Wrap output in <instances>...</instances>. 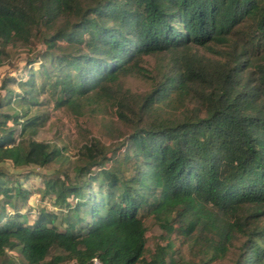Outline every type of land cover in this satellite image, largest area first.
I'll return each mask as SVG.
<instances>
[{
    "label": "trees",
    "instance_id": "16d2710c",
    "mask_svg": "<svg viewBox=\"0 0 264 264\" xmlns=\"http://www.w3.org/2000/svg\"><path fill=\"white\" fill-rule=\"evenodd\" d=\"M36 35L39 69L0 100V161L65 158L34 138L42 93L76 114L100 94L131 131L120 156L89 141L72 180L45 178L41 197L61 213L41 206L29 222L18 202L32 191L0 172V259L22 257L4 264H177L169 244L147 255L150 217L199 244V264L233 251L231 264H264V0H0V59ZM146 56L165 59L150 72ZM126 75L152 89L121 90Z\"/></svg>",
    "mask_w": 264,
    "mask_h": 264
},
{
    "label": "rangeland",
    "instance_id": "374dc122",
    "mask_svg": "<svg viewBox=\"0 0 264 264\" xmlns=\"http://www.w3.org/2000/svg\"><path fill=\"white\" fill-rule=\"evenodd\" d=\"M30 42L28 45L18 44L8 47L7 55L0 59L1 101H5L7 99L5 97H9L8 90L17 93L20 91L16 83L18 79H26L27 71L30 69L37 71L40 67L41 55L46 47L40 35L34 36ZM198 49L200 53L211 55L206 48L200 46ZM164 59L165 56H146L141 65L152 72L159 62H164ZM3 81H5L4 86H2ZM118 86L121 90H128L132 95L140 96L152 89V82L139 75H126L121 77ZM38 101V105H32V112L41 115L44 124L39 128L34 138L62 148L65 158L56 160L45 167L33 165L15 167L10 160L0 161V172L6 174L2 179L7 182L9 187H15L16 182H19L21 187L32 191L27 201L18 202L21 212L27 213L29 222H32L41 206L59 213L65 210V208L58 209L53 205L52 196L41 197L39 189H43V181L46 177L63 178L64 175H67L72 180L74 168L84 163L80 155L81 146L89 141H97L108 157L115 154L120 156L123 147L120 148L119 143L131 131L129 125L118 118L113 101L100 96V94H94L90 100L85 102L80 109V114H76L66 107H57L52 96L48 94H40ZM1 111L6 110L3 107ZM107 165H112V161ZM1 201H6V198L2 197ZM7 211L12 212L9 205H7ZM145 225L147 228L145 235L147 255L154 250L156 245L169 244L171 245L169 253L176 259L177 264H199L202 258L201 246L193 243L192 238L183 237L176 230L168 233L152 217L145 220ZM60 253L59 249L53 248L46 257V261ZM5 257L0 259V264H4L8 258L17 262L22 260L17 250H7ZM234 257L233 251L226 258L217 260L213 264H231ZM60 264H73V261L67 260Z\"/></svg>",
    "mask_w": 264,
    "mask_h": 264
},
{
    "label": "built area",
    "instance_id": "2783aa9c",
    "mask_svg": "<svg viewBox=\"0 0 264 264\" xmlns=\"http://www.w3.org/2000/svg\"><path fill=\"white\" fill-rule=\"evenodd\" d=\"M94 264H100V262H98V260H94Z\"/></svg>",
    "mask_w": 264,
    "mask_h": 264
}]
</instances>
